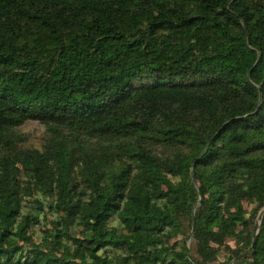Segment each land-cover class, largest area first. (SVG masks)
Segmentation results:
<instances>
[{"label":"trees","instance_id":"obj_1","mask_svg":"<svg viewBox=\"0 0 264 264\" xmlns=\"http://www.w3.org/2000/svg\"><path fill=\"white\" fill-rule=\"evenodd\" d=\"M0 264H264V0H0Z\"/></svg>","mask_w":264,"mask_h":264},{"label":"rangeland","instance_id":"obj_2","mask_svg":"<svg viewBox=\"0 0 264 264\" xmlns=\"http://www.w3.org/2000/svg\"><path fill=\"white\" fill-rule=\"evenodd\" d=\"M19 130L29 139L31 145H40L42 137L45 134L44 126L37 121H29Z\"/></svg>","mask_w":264,"mask_h":264},{"label":"water","instance_id":"obj_3","mask_svg":"<svg viewBox=\"0 0 264 264\" xmlns=\"http://www.w3.org/2000/svg\"><path fill=\"white\" fill-rule=\"evenodd\" d=\"M190 259H191V257H190Z\"/></svg>","mask_w":264,"mask_h":264}]
</instances>
